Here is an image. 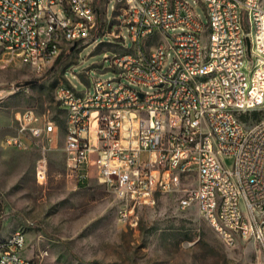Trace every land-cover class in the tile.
Masks as SVG:
<instances>
[{
  "label": "built area",
  "instance_id": "obj_1",
  "mask_svg": "<svg viewBox=\"0 0 264 264\" xmlns=\"http://www.w3.org/2000/svg\"><path fill=\"white\" fill-rule=\"evenodd\" d=\"M117 5V40L107 43L121 49L104 56L116 76L88 78L82 90L56 88L69 175L104 184L125 226L138 224L156 193L177 192L194 175L179 207L197 208L225 244L249 240L264 257V0ZM97 22L94 0H0V66L21 61L40 70L64 48L100 36ZM16 121L2 144L38 146L45 177L62 125L32 109ZM26 247L27 232L15 229L0 239V264H39Z\"/></svg>",
  "mask_w": 264,
  "mask_h": 264
},
{
  "label": "rangeland",
  "instance_id": "obj_2",
  "mask_svg": "<svg viewBox=\"0 0 264 264\" xmlns=\"http://www.w3.org/2000/svg\"><path fill=\"white\" fill-rule=\"evenodd\" d=\"M94 3L101 34L96 39L64 48L40 70L21 61L0 66V239L24 229L23 253L39 264L263 263L254 242L229 246L197 208L179 207V199L195 184L194 175L184 178L177 192L156 193L152 204L140 208L135 226L117 220V200L104 184L95 179L79 184L69 175L62 150L66 113L56 99V88L71 84L82 90L88 78L115 77L104 56L107 50L121 49L107 43L117 40L114 31L119 32L115 24L123 13L121 5L116 6V0ZM196 9L207 23L205 10ZM121 31L128 35L125 25ZM126 41L132 47L128 36ZM29 109L62 125L60 138L52 135L58 147L47 152L45 177L38 175L42 156L38 146L20 149L2 144L6 135L16 133V114Z\"/></svg>",
  "mask_w": 264,
  "mask_h": 264
},
{
  "label": "water",
  "instance_id": "obj_3",
  "mask_svg": "<svg viewBox=\"0 0 264 264\" xmlns=\"http://www.w3.org/2000/svg\"><path fill=\"white\" fill-rule=\"evenodd\" d=\"M247 43H248V49L250 50L251 41H250V38L249 37H247Z\"/></svg>",
  "mask_w": 264,
  "mask_h": 264
},
{
  "label": "trees",
  "instance_id": "obj_4",
  "mask_svg": "<svg viewBox=\"0 0 264 264\" xmlns=\"http://www.w3.org/2000/svg\"><path fill=\"white\" fill-rule=\"evenodd\" d=\"M104 44H105V43H104ZM60 56H61V55H59L58 57H60ZM58 57H57V58H58ZM57 58H56V59H57ZM56 59H55V60H56ZM86 183H87V182H79V184H86Z\"/></svg>",
  "mask_w": 264,
  "mask_h": 264
}]
</instances>
